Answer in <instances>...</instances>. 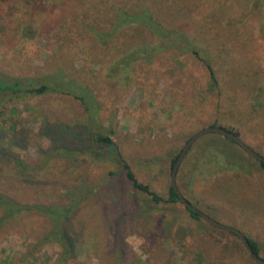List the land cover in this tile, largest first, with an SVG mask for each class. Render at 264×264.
Returning <instances> with one entry per match:
<instances>
[{
  "label": "rangeland",
  "instance_id": "1",
  "mask_svg": "<svg viewBox=\"0 0 264 264\" xmlns=\"http://www.w3.org/2000/svg\"><path fill=\"white\" fill-rule=\"evenodd\" d=\"M119 8L153 16L166 41L145 22L117 27ZM159 45L165 49L154 52ZM60 78L86 86L101 110L89 114L58 90L0 99V133L9 138L0 148L17 160L0 156V189L46 205L91 191L65 226L73 253L66 258L59 243L45 242L50 218L22 214L0 226V264H256L239 237L170 198L173 158L204 128L238 132L264 157V0H0V80L56 89L61 82L68 91ZM75 126L80 136L111 135L163 201L137 191L115 153L98 160L93 141L92 156H63ZM177 184L199 210L257 243L264 259V168L256 158L209 133L187 153ZM131 235L143 241L138 250Z\"/></svg>",
  "mask_w": 264,
  "mask_h": 264
},
{
  "label": "trees",
  "instance_id": "2",
  "mask_svg": "<svg viewBox=\"0 0 264 264\" xmlns=\"http://www.w3.org/2000/svg\"><path fill=\"white\" fill-rule=\"evenodd\" d=\"M2 1H8V0H2ZM118 12H119V15L117 16L118 17L117 18L118 19L117 20V27L133 26V25H136L138 23L145 22L146 24H148V27L151 29V32L153 33V35L158 40H161V41L165 40L166 41L167 31L164 30L162 23L155 20L153 16L149 15L148 13L131 14L130 11H128L129 13L125 12L124 9H122V8H119ZM92 32L94 33V36H95V42L96 43L98 42V44L101 43L103 38L98 34L99 32H97L95 29H92ZM97 35H98L99 39L97 38ZM164 49H165V47L163 45H159L153 51L154 52H160V51H163ZM193 53L198 59H202L198 50H193ZM135 54H136V51L130 52L128 57H126V59L124 60L125 61L124 64H126V61L129 62L130 59L131 60L135 59ZM148 57H149V55H148ZM148 57L146 59V62L151 61V60H148ZM203 61L206 65L207 69L209 70L213 81L216 82L215 70L213 69V67L211 66V64L209 62H207L206 60H203ZM60 81H63L65 83L64 87H69L68 91L62 90L61 86H63L64 84H61V82L59 83L60 89H58V88L56 89L55 85L50 87L47 84H42V85H38V86L31 85L29 87H26L22 83H19V82L7 83V82L0 80V99L1 100L5 99L7 103L8 102L10 103V102L15 101L16 99L23 98L24 96L25 97L26 96H42L46 93H49L52 91L56 92V90H58L63 94L75 97L77 100L81 101L85 110L89 114H91L92 112L101 110L100 107H101V105H103L101 100L98 98V96L93 95L91 90H89L86 86H83L81 84H77L76 82H74L72 80L65 81L62 78H60ZM73 83H75V84H73ZM88 93H91L93 95V98L90 99L86 95ZM91 106H94L93 110L91 109ZM76 126L73 128V130L70 129V131L74 132V134L71 133V135L74 139L72 141V144H70L67 148L60 149V151L64 152L62 154L63 156L75 157L78 154H80V152H82V151H86L92 156L93 150H92V147L90 146L89 142L93 141L95 144L98 145V148H99L98 154H97V156L99 157L98 160H100V161L108 160L109 161L108 157H110L111 154L113 155L115 153L116 156L121 161V163L123 164V168L126 171L127 179L131 182L133 187L137 191L145 193V194L149 195L150 197H152V200L155 203H160L163 201V199L157 193L153 192L148 185L141 183L137 179V177H136L135 173L132 171L130 165L122 158V155L117 150L115 141L113 140V137L111 135H102L101 134V135H97V136L93 137V136L88 134V136H80V133H79V135H77L78 129L76 128ZM221 128H224V127H221ZM224 129H226V128H224ZM70 131H68V132H70ZM229 131H231V130H229ZM233 132L236 135L240 136L238 132H235V131H233ZM216 134H218V133H216ZM78 136H79V138L81 137L79 141L76 140V137H78ZM18 137H19V134L15 133L13 139H15L16 142H21V140ZM225 138L227 140L233 142V143H236L228 137H225ZM7 139L9 140V138L6 137V133L1 132L0 133V142L4 143ZM100 147H102V148H100ZM107 150L110 151L108 153V155L110 154L109 156L104 155L105 151H107ZM6 151H7L6 149L0 148V156L5 158L6 160L8 159L10 161H15L16 159H14V157H11L9 152L5 153ZM182 151L180 153H178L173 158L172 167L175 166V164L178 161ZM113 156H115V155H113ZM260 163H261L262 168H264V163H262V162H260ZM228 164H231V163H228ZM227 167L233 168V167H235V165L234 164L232 166L228 165ZM110 175L113 176L114 174L111 172ZM90 192L91 191H89L85 194H81L80 196H77L76 198L72 199L70 201L71 203L68 205H54V204L46 205V204H40V203H27V202L22 203V202H19V200H16L14 197H12L9 192L8 193L3 192V190L0 189V211L2 213V215L0 217V226L3 225L4 223H6L7 221L12 220V219H14V218H16L22 214L36 213L39 215L46 216V217L51 219L54 228H53V232L50 234V236H47V238L45 239L46 240L45 242L51 241V242L59 243L65 249V257L66 258L70 257L73 253L74 242H72V240L67 237V235H66L67 232H66L65 226H66V223L68 222V220L75 213L78 212V210L81 207V204H84L88 201ZM170 200L172 202H179L180 201L179 198L177 197V195L175 194V192L173 191L172 187H171V198H170ZM186 209L188 210V212L191 214V216L193 218H195L197 220L201 219V217L198 214L194 213L193 211H191L188 208H186ZM149 211H150V209H148L146 206H144L142 214L149 213ZM232 234H234V233H232ZM250 243H251L252 248L255 251V253L259 255L260 249H259L258 244L251 241V240H250Z\"/></svg>",
  "mask_w": 264,
  "mask_h": 264
},
{
  "label": "water",
  "instance_id": "3",
  "mask_svg": "<svg viewBox=\"0 0 264 264\" xmlns=\"http://www.w3.org/2000/svg\"><path fill=\"white\" fill-rule=\"evenodd\" d=\"M209 133H218L221 134L225 137H228L230 139H232L234 142H236L239 146H241L244 150H246L251 156H253L254 158H256L259 162L264 163V157L261 156L260 154H258L256 151H254L252 148H250L248 145H246L243 140L236 135L233 131H229L227 129L218 127V126H210L207 128H204L202 131L197 132L190 140L189 142L186 144V146L184 147L178 161L176 162L175 166L173 167L172 170V176H171V186L173 188V191L175 192V194L177 195V197L179 198L180 202L188 209H190L191 211H193L194 213L198 214L203 220H205L206 222H208L209 224L229 231L231 233H234L235 235H237L241 242L243 243V245L246 247L247 252L249 253V255L253 258V260L256 262V264H264V259L262 257H260L258 254L255 253V251L252 248V245L250 243V240L248 239V237L243 234L241 231L232 228L230 226L224 225L218 221H216L215 219H213L212 217L208 216L207 214H205L204 212H202L201 210H199L196 206H194L192 203H190L182 194V192L180 191L178 184H177V176H178V171L179 168L182 164V162L184 161L187 153L189 152V150L193 147V145L198 141L199 138H201L202 136L209 134Z\"/></svg>",
  "mask_w": 264,
  "mask_h": 264
},
{
  "label": "clouds",
  "instance_id": "4",
  "mask_svg": "<svg viewBox=\"0 0 264 264\" xmlns=\"http://www.w3.org/2000/svg\"><path fill=\"white\" fill-rule=\"evenodd\" d=\"M127 243L132 246L133 250H138L143 241L140 237L131 235L127 238Z\"/></svg>",
  "mask_w": 264,
  "mask_h": 264
}]
</instances>
